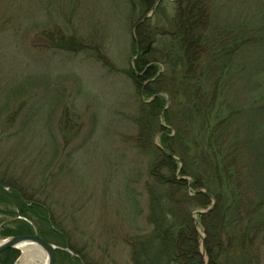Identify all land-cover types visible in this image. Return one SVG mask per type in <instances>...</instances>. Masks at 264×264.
<instances>
[{
    "label": "rangeland",
    "instance_id": "rangeland-1",
    "mask_svg": "<svg viewBox=\"0 0 264 264\" xmlns=\"http://www.w3.org/2000/svg\"><path fill=\"white\" fill-rule=\"evenodd\" d=\"M199 1L227 46L217 56L211 49L212 120L224 119L221 148L238 159L234 183L242 201L262 203L255 248L264 264V0ZM133 2L0 0V242L9 238L1 235L5 229L24 220L14 190L49 210L84 264H133L126 239L150 229L144 188L150 158L137 147L136 121L140 104L154 99L130 78L138 38L144 39L136 26L143 12L153 17L160 8L156 23L166 22L158 31H173L179 0H157L148 10ZM183 12L194 23L199 2ZM238 39L244 45L230 54ZM147 59L164 70L158 53ZM160 95L166 113L178 108L166 90ZM159 122L166 126L161 115ZM152 144L161 147L160 137ZM212 202L192 214L197 225ZM21 258L19 251L14 264H23ZM56 264L77 263L58 255Z\"/></svg>",
    "mask_w": 264,
    "mask_h": 264
},
{
    "label": "trees",
    "instance_id": "trees-1",
    "mask_svg": "<svg viewBox=\"0 0 264 264\" xmlns=\"http://www.w3.org/2000/svg\"><path fill=\"white\" fill-rule=\"evenodd\" d=\"M129 1L134 5L133 0ZM156 1L140 0V7L148 10ZM192 1L179 0L170 18L171 32L158 31L161 23L166 22L161 18L156 23L160 8L150 18L143 12L136 26L137 34L144 39L138 38L135 47L136 54L139 51L138 58L130 70V78L140 94L154 98L150 103L140 104L136 121L137 147L150 158L144 185L150 229L128 237L126 244L130 247L133 264H262L259 248H255L260 233L255 214L259 213L262 203H254L249 197L248 201H242L241 186L234 183L239 172L238 159L234 161L222 149L224 119L217 123L212 120L215 104L210 97L209 81L215 75L217 52L225 51L227 46L212 32L209 16L199 0L197 20L186 23L183 7ZM239 40L230 43V54L244 45L239 44ZM142 45L145 47L140 50ZM212 47H215L214 57H211ZM155 52L164 70L155 63L150 65L147 58ZM163 90L178 103L175 111L166 113V102L160 95ZM160 115L164 117L165 127L160 125ZM156 136L160 137L159 148L152 144ZM185 178H191L192 183L188 184ZM0 190H5L1 180ZM13 193L24 220L16 229H5L2 237L33 235L34 225L44 240L49 242V235L54 236L61 240L57 246L68 248L76 255L58 250L57 257L64 255L74 263H85L84 256L67 241L63 229L40 201L26 199L14 190ZM212 199V210L199 212L197 225L192 214L208 209ZM199 226L204 234L203 242ZM18 257V250H8L0 254V264H14Z\"/></svg>",
    "mask_w": 264,
    "mask_h": 264
},
{
    "label": "water",
    "instance_id": "water-1",
    "mask_svg": "<svg viewBox=\"0 0 264 264\" xmlns=\"http://www.w3.org/2000/svg\"><path fill=\"white\" fill-rule=\"evenodd\" d=\"M147 18H150V17H147ZM33 227H34L33 235H22V236L9 237V238L4 239L2 242H0V254L8 250H19L21 252V249H20L21 246H29L33 248H38V250L43 252L47 258V264H56L58 250H64L70 255L74 257L76 256L68 248H62L60 246L54 245L44 240L39 235L34 225ZM202 252L204 254L203 245H202ZM82 264H84V262H82Z\"/></svg>",
    "mask_w": 264,
    "mask_h": 264
},
{
    "label": "bare ground",
    "instance_id": "bare-ground-1",
    "mask_svg": "<svg viewBox=\"0 0 264 264\" xmlns=\"http://www.w3.org/2000/svg\"><path fill=\"white\" fill-rule=\"evenodd\" d=\"M20 249L22 253L21 262L23 264H47L46 255L38 248L21 246Z\"/></svg>",
    "mask_w": 264,
    "mask_h": 264
}]
</instances>
